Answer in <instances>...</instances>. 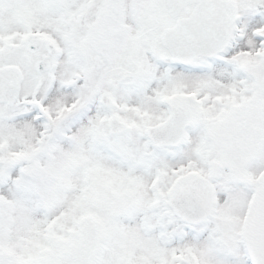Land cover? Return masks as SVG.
<instances>
[{
    "label": "snow or ice",
    "instance_id": "1",
    "mask_svg": "<svg viewBox=\"0 0 264 264\" xmlns=\"http://www.w3.org/2000/svg\"><path fill=\"white\" fill-rule=\"evenodd\" d=\"M0 264H264V0H0Z\"/></svg>",
    "mask_w": 264,
    "mask_h": 264
}]
</instances>
